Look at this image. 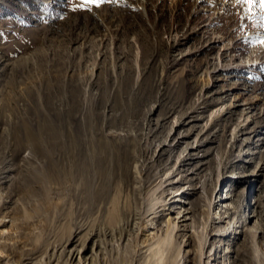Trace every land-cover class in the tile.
I'll list each match as a JSON object with an SVG mask.
<instances>
[{
  "label": "rangeland",
  "instance_id": "obj_1",
  "mask_svg": "<svg viewBox=\"0 0 264 264\" xmlns=\"http://www.w3.org/2000/svg\"><path fill=\"white\" fill-rule=\"evenodd\" d=\"M261 23L236 0H0V264H60L72 235L90 257L92 233L93 264H264ZM46 124L120 154L93 197L39 179Z\"/></svg>",
  "mask_w": 264,
  "mask_h": 264
},
{
  "label": "bare ground",
  "instance_id": "obj_2",
  "mask_svg": "<svg viewBox=\"0 0 264 264\" xmlns=\"http://www.w3.org/2000/svg\"><path fill=\"white\" fill-rule=\"evenodd\" d=\"M191 120H195V116H192ZM182 124H185V123H182ZM41 131L47 134L46 135L47 137H44V139L42 140V144L43 146H45L46 148L45 153L47 157H49L50 159L49 165L39 173L40 175L39 179L41 178L44 179L45 184H46V181H50V180H53L59 177L60 179H65V178H72L73 180L78 179L80 181V187L82 188L84 187L88 192V196L93 197L92 194L94 190L97 187H99L97 185H94V180L96 179V177L105 176L103 179L104 180L103 184L105 185L108 184L111 172H106V162L111 159V161H113V164L115 165V169H117L118 167L122 165L120 154L118 152L113 153V151L110 149L108 145H104L103 147V145L100 144L99 147H96L92 150L84 152L81 149L80 142L76 138H72L71 140L68 141L65 137H60L59 133L57 134L55 130L49 124L42 126ZM28 134H29L30 141H32L33 143L37 142L38 138L35 135V133L30 130V128L28 129ZM190 135L191 133H187V134H184L183 136H180L178 143L179 144L182 143V139ZM59 137L61 138V140L59 139ZM237 137L238 136H235L236 140L238 139ZM56 154L59 157V159L57 160L54 159ZM131 157H133L132 154L130 158ZM191 163L192 162L185 163V164H191ZM135 166H138L137 160L135 161ZM130 168H132V164ZM165 169H167V166H164L163 168H161L160 171L162 172ZM134 170L136 171V169ZM130 171H132V169ZM135 173H138V171ZM135 173L133 172V175H134L133 180L135 178H138L137 175H135ZM178 181H176L175 183H178ZM220 181H221V178L219 179L217 188L220 185ZM159 186H161L162 188V184H160ZM109 188L110 186L108 187L107 190H109ZM191 204L193 205L191 208L194 209L196 204L193 202ZM192 210L190 212H192ZM188 212L189 211H187V213ZM181 217H183L185 220L192 219V217H188L186 214L181 215ZM192 221L194 222V225L197 223L196 218L194 217ZM172 222H174V219ZM74 238L75 236L72 235L66 240V244L63 246L60 253L57 254L58 258L55 257L54 259H57V261L60 264H75V263L76 264H93V257H98V255L101 252L100 251L101 244L98 241V234L92 233L88 237V239L90 240L95 239L93 241H94V246H96V248L95 247L93 248V251H92L93 255H91L90 257L84 254V251L87 248L86 244L80 249H77V248L68 249V245L74 241ZM203 248H204V245H203ZM206 253H207L206 249L201 251V254L203 256H205ZM205 257H208V255H206ZM30 259L31 258L29 257H25L19 264L30 263ZM50 259H52V257Z\"/></svg>",
  "mask_w": 264,
  "mask_h": 264
},
{
  "label": "snow or ice",
  "instance_id": "obj_3",
  "mask_svg": "<svg viewBox=\"0 0 264 264\" xmlns=\"http://www.w3.org/2000/svg\"><path fill=\"white\" fill-rule=\"evenodd\" d=\"M102 2L103 0H86V3L93 4H99ZM236 3L240 5H247L249 11H251L254 5L259 7L261 10V20L264 21V0H236ZM261 27H264V23H261ZM260 42L264 43V40H261Z\"/></svg>",
  "mask_w": 264,
  "mask_h": 264
}]
</instances>
